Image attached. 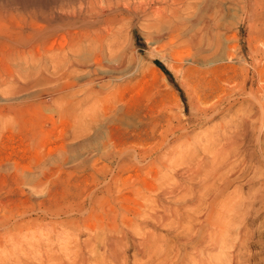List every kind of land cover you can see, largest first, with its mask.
I'll return each instance as SVG.
<instances>
[{
  "label": "bare ground",
  "instance_id": "bare-ground-1",
  "mask_svg": "<svg viewBox=\"0 0 264 264\" xmlns=\"http://www.w3.org/2000/svg\"><path fill=\"white\" fill-rule=\"evenodd\" d=\"M197 1L57 0L48 13L41 12L19 28L1 29L0 38H9L17 46H25L30 43L29 39H36L30 47L36 46L38 51L52 36L62 33L68 41L53 52L51 59L55 71L50 73V79L69 81L74 73L80 72L93 83L104 80L102 68L106 66V49L115 46L124 22L144 21L153 30L154 44L163 43L162 47L169 49L168 56L172 55L175 63L179 61L180 73L194 95L191 102L193 118H179V134L173 141L165 142L149 134L142 138L143 141L154 138L161 146L160 153L151 158L155 164L151 181L138 176L137 181L130 179L129 182V178L124 177L129 171L127 166L141 163L149 150H123L118 147L119 142L112 132L111 142L115 147L105 153V163L93 165V171L84 175L88 179L104 180L102 191L83 190L70 197L66 190L50 189L45 196L35 198L32 195L26 209L18 210L13 219L10 218L14 212L10 210L12 214L7 215L5 211L0 219L4 232L0 235L10 241L11 250L24 257L15 255L4 261L10 264H125L123 249L139 221L167 229L181 228L184 224L182 216L191 211L187 233L182 239L186 246L200 250L196 257L191 259L186 252L180 253L177 246L172 254L151 236L133 234V242L142 256L147 255L150 261L153 254L160 253L150 264H225V258L221 259L217 254L229 250L231 259L226 264L240 262L236 251L246 245L253 216H259L255 204L264 199V151L261 148L264 137V0H254V3L241 0L242 21L248 19L259 23L256 27L253 23L248 25L258 32L253 38L252 30H249L253 43L249 55L245 56L241 50L231 52L226 56L228 62L225 65L212 67H202L200 60L218 39L217 26L208 0H205L202 12L191 10ZM220 11L217 12L219 16ZM39 54L41 57L42 52ZM122 58L117 59L121 66L124 64ZM43 68L44 65L39 66V74ZM111 68L109 74L117 69L115 65ZM120 88L121 85H117L108 90V98H113ZM241 101L243 106L238 107L240 111L235 115L239 117L237 121L232 119L229 124L222 123L206 130L202 140L190 133V125L197 127L211 121ZM178 142L187 146L177 154ZM249 146L253 148L247 152ZM177 160L186 172L181 175L182 182L174 183L166 179L165 169L169 162ZM118 165L121 171L113 169ZM197 178L204 180L201 185L197 184ZM160 180H164L163 183ZM260 181L263 182L259 188L254 189ZM245 183L249 185L247 191L243 189ZM120 195L126 202H119ZM166 197L176 200L179 205L176 208L164 206ZM43 224L48 225L46 233L25 231ZM69 226L92 229L93 236L87 245L63 236L62 229ZM53 236L63 238L58 248L54 246ZM212 251L216 254L209 256Z\"/></svg>",
  "mask_w": 264,
  "mask_h": 264
},
{
  "label": "rangeland",
  "instance_id": "rangeland-1",
  "mask_svg": "<svg viewBox=\"0 0 264 264\" xmlns=\"http://www.w3.org/2000/svg\"><path fill=\"white\" fill-rule=\"evenodd\" d=\"M208 1L217 26L215 32L218 39L213 47L209 46L211 49L208 47L210 51L204 53L200 60L201 66L225 65L228 62L226 56L239 50L248 56L250 45L253 44L251 34L253 38L258 35L254 27L259 23L248 19L242 21L243 1ZM251 2L254 3V0ZM56 3L57 0H0V32L3 27L19 28L41 12L48 13ZM205 4V0H199L191 10L202 12ZM219 11L221 17L217 13ZM252 23L254 27L251 29L249 26ZM151 36L153 30L146 22L126 20L115 39V46L106 49V66L102 68L104 80L93 83L85 73L80 72L74 73L69 81L50 79V73L55 71L51 59L53 52L68 41L62 33L52 36L41 51L36 46L30 47V43H36L34 38L29 39L30 43L25 46H17L9 38H0V219L5 211L11 215L10 210L14 212L10 219L17 217V211L26 209L32 195L35 198L42 197L50 189L66 190L70 197L73 194L75 197L77 192L83 190L102 191L104 180L88 179L84 175L93 171V165L101 166L105 163V153L115 147L111 142L112 132L119 142L118 147L123 150H149L150 155L142 159L141 163H130L127 166L129 171L124 177L129 178V182L137 181L138 176L139 179L148 178L151 181L155 170L152 159L160 153L161 148L154 138L171 142L178 136L179 118H193L191 102L194 96L192 88L184 82L180 73L179 61L175 63L170 53L171 56H168L169 49L162 47L163 43L154 44V37ZM39 52H42L41 57ZM112 56H116L118 61L123 56L124 64L119 65ZM40 65H44L41 74L38 72ZM114 65L117 69L109 74ZM117 85H121L120 91L113 98H108V90ZM242 106V101L235 102L231 108L225 109L202 126L190 125L189 131L202 140L205 133L214 126L229 124L232 119L237 121L239 117L237 119L235 115ZM147 134L154 138L143 141L142 138L147 137ZM220 134L223 136L224 132ZM186 146L178 142L176 153L185 150ZM249 147L246 148L247 152L253 148ZM261 148L264 151V137ZM113 169L121 171L119 165ZM165 172L166 179L179 183L183 181L181 175L186 172V168L177 160L169 162ZM196 181L201 185L204 180L197 178ZM262 182H257L254 189L259 188ZM248 188L249 185L245 183L243 189L247 191ZM118 199L119 202H126L123 195L118 196ZM163 205L176 208L179 202L166 197ZM255 206L259 209V216H253L254 221L249 226L250 237L246 245L236 251L240 262L235 264H264V199L259 200ZM191 215V211L185 212L181 228L176 226L167 229L139 221L133 234L151 236L172 254L177 246L180 253L186 252L192 259L200 250L186 246L182 239L187 233L188 217ZM3 229L0 222V234L4 232ZM29 230L31 233H46L49 228L43 224L28 227L25 231ZM62 230L63 236L73 237L75 242H81L83 246L93 236L92 229L87 228L69 226ZM133 234L129 235L123 249L125 264H150L151 260L159 258L160 253L153 254L150 261L147 255L142 256L133 242ZM52 241L58 248L63 238L53 236ZM228 251L217 254L221 259L225 258V264L231 259ZM215 254L212 251L209 256ZM15 255L24 257L22 253L11 250L10 241H7L5 235H0V264H10L4 259ZM99 261H103L102 258Z\"/></svg>",
  "mask_w": 264,
  "mask_h": 264
}]
</instances>
